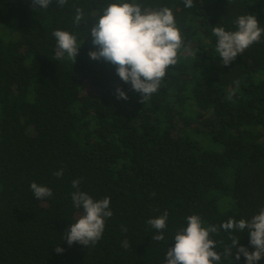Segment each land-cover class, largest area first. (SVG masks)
Listing matches in <instances>:
<instances>
[{
  "label": "trees",
  "instance_id": "16d2710c",
  "mask_svg": "<svg viewBox=\"0 0 264 264\" xmlns=\"http://www.w3.org/2000/svg\"><path fill=\"white\" fill-rule=\"evenodd\" d=\"M118 2L52 0L35 11L32 0H0V264H163L194 214L217 227L210 238L219 264H246L223 251L233 238L254 251L248 233L220 225L264 208V33L224 66L212 29L234 31L247 14L264 29V0H193L191 8L125 0L170 8L183 39L177 63L143 103L113 65L88 56L97 14ZM76 7L84 12L78 27ZM55 30L77 36L74 64L54 58ZM118 87L127 100L117 99ZM76 179L93 199L110 197L113 213L87 248L63 234L82 215L71 200ZM33 182L52 196L36 199ZM165 211V239L154 241L147 221Z\"/></svg>",
  "mask_w": 264,
  "mask_h": 264
},
{
  "label": "clouds",
  "instance_id": "9594fccd",
  "mask_svg": "<svg viewBox=\"0 0 264 264\" xmlns=\"http://www.w3.org/2000/svg\"><path fill=\"white\" fill-rule=\"evenodd\" d=\"M51 3L52 0H32V7L35 11L47 9ZM66 3L67 0H57L59 6ZM184 4L186 8L194 6L193 0H184ZM97 16L88 34L91 36L92 47L96 49L88 52L89 58L113 65L116 75L125 84H130L131 90L140 94L143 103L158 91L168 67L177 63L176 57L183 45L181 31L172 10L168 7L142 8L139 3L121 0L109 4ZM83 19V10L76 7L74 25L78 27ZM235 24L234 31H226L223 26H214L212 29L216 37V51L224 66H228L239 54L259 42L264 33L252 14L240 15ZM52 36L56 40L54 58L59 61L67 56L74 64L78 50L82 47L77 42V36L64 30H55ZM115 95L117 99H128L119 87L116 88ZM54 175L62 177L63 169ZM79 186V179L72 181L75 190L71 193V200L76 209H82V215L63 234L69 246L77 243L87 248L101 239L105 221L113 213L110 209V197L93 199L88 193L81 191ZM30 189L34 197L41 201L53 194L50 188L35 182L30 184ZM167 220L168 213L165 211L147 221L159 233L152 240L165 239L163 230L167 226ZM186 224V227L177 230L173 246L168 248L163 264H219L222 256L216 250V242L210 238V234L217 233V227H205L201 217L195 214L186 218ZM220 227L230 232L246 231L249 244L254 248V251L249 252L247 248L238 246L239 239L233 238L223 255L236 261L243 256L246 264L264 260V208L251 219L237 221L230 218ZM122 231L126 232L127 229L122 227ZM122 247L129 249V241H123ZM233 248L235 252L232 251ZM54 251L59 254L63 249L58 246Z\"/></svg>",
  "mask_w": 264,
  "mask_h": 264
}]
</instances>
